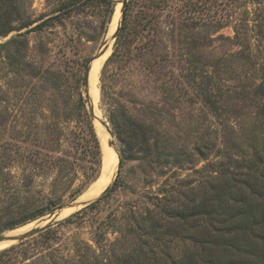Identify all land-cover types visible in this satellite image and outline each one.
Listing matches in <instances>:
<instances>
[{"label":"rangeland","instance_id":"obj_1","mask_svg":"<svg viewBox=\"0 0 264 264\" xmlns=\"http://www.w3.org/2000/svg\"><path fill=\"white\" fill-rule=\"evenodd\" d=\"M68 1L15 0L12 26L25 21L30 24L0 35V186L9 185L22 195L21 186L29 182L34 200L59 197L62 204L54 210L71 211L56 222L64 219L84 202L100 197L112 184L119 155L107 183L77 205L98 176L87 182L80 161L69 165L71 168L51 165L39 170L23 155L37 151L50 163L63 153L75 154L68 146L70 133L64 116L70 108L68 101L80 94L88 100L101 152V133L106 132L100 120L111 132L109 111L123 113L122 119L131 120L126 123L135 131L132 149L126 152L128 159L121 168L120 185L90 213L92 216L78 226L64 225L58 232L65 252L73 249L75 241L92 243L97 226L106 233L103 246L135 248L141 240L136 235L134 238V218L146 214L163 225L169 220L177 226L154 203L177 206L189 194L199 196L230 165L229 157L237 158L247 133L263 142L264 122L258 124L256 118L264 116V0H211L182 11L174 8L179 0H169L171 7L161 13L156 46L149 37L138 43L144 48L132 46L123 59L106 62L114 48L112 40L98 67L90 70L88 81L86 75L85 88L81 84L76 87L66 70L80 75L82 62L89 58L88 70L105 43L120 2L115 0L103 32L104 15L98 6L72 0L74 5L58 9ZM55 15L59 16L44 28H33ZM56 69L66 75L58 88L45 78L47 70ZM95 69L96 75L92 73ZM92 79L97 80L96 96L91 91ZM203 91L209 93L216 108L205 101ZM254 124H258L255 132ZM58 128L66 132L59 138L60 145L54 142ZM40 136H44L45 147L39 145ZM111 138L116 152L111 150L117 155L121 144L113 134ZM248 143L250 154L253 141ZM78 188L83 189L73 196ZM6 200L0 192V208ZM42 216L27 223L36 227ZM164 240L172 255L180 254L182 241L174 235Z\"/></svg>","mask_w":264,"mask_h":264},{"label":"trees","instance_id":"obj_2","mask_svg":"<svg viewBox=\"0 0 264 264\" xmlns=\"http://www.w3.org/2000/svg\"><path fill=\"white\" fill-rule=\"evenodd\" d=\"M207 1L211 0H179L180 3L174 8L177 11L194 10L198 6L205 5ZM169 2V0H129L113 51L106 62L113 58H116L117 62L123 59L131 51L132 46L144 48L143 43H138L146 38L150 37L149 40L154 46L161 32L159 27L161 13L171 7ZM74 4L71 0L61 4L58 9ZM82 4L87 6L95 4L103 12L104 32L113 15L115 0H84ZM16 8L15 0H0V35L30 24L29 21H25L18 26H12L11 18ZM58 16L48 17L33 28L42 29ZM88 63L89 58H85L80 75L66 70L67 77L74 80L76 87L81 84L85 88ZM63 73L60 69L47 70L45 78L53 80V86L58 88L63 76H66ZM203 94L205 101L216 108L209 93L203 91ZM87 101V98H83L81 94L76 100L70 99L68 101L70 108L64 116V121L67 122L66 128L70 133V137H67L68 146L75 154L63 153L68 154L67 157L57 156L50 163L44 161L43 156L37 151L23 155L31 166L45 170L51 165H60L62 169L71 168L69 165L79 164L80 161V164L85 166L84 175L87 182L98 176L102 152L91 111L87 108ZM261 112H264V104ZM263 117H257L256 122L258 124L264 122ZM122 118L123 113H118L114 109L109 111L111 134L121 144L118 150L119 168L112 184L108 185L96 200L64 219L39 228L19 242L8 247L4 246L6 248H0V264H264V140L260 144V138L250 137L251 133H247L244 138L245 145L238 147L237 158L229 157L230 165L225 167L220 172L222 174L214 178L212 186L203 189L199 196L189 194L185 196V201L177 206L154 203L160 208V213L168 219H174L178 227L168 220L167 223L165 222L166 227L163 228L161 227L165 226L163 223L145 214L131 221L132 224L136 222L134 238L139 236L138 240H141L139 246L135 248L118 250L112 244L106 247L105 243L104 247L102 242L105 241L106 233L100 231L97 226L92 233V243L78 240L75 241L72 250L67 249L66 252L63 250L60 245L62 235L58 230L68 224L80 225L92 216L90 213L97 209L101 202L107 200L120 185L121 168L128 159L126 152L132 149L134 140L132 136L135 131V127L130 122L126 123L128 119ZM258 124H254V132ZM63 132L62 128H58L54 141L57 145H60V136L64 137L66 134ZM42 138L44 136L39 137V145L45 147ZM249 140L253 141L249 145L252 147L250 154L246 145L249 144ZM21 187H24L20 191L22 195L9 185L0 186V192L7 196L5 201L7 203L0 208V233L49 213L62 204L59 197L34 200V196L30 195L29 182ZM82 189L78 188L73 196ZM167 235H174L180 242L182 241L184 247L179 255H172L165 246L164 239Z\"/></svg>","mask_w":264,"mask_h":264},{"label":"bare ground","instance_id":"obj_3","mask_svg":"<svg viewBox=\"0 0 264 264\" xmlns=\"http://www.w3.org/2000/svg\"><path fill=\"white\" fill-rule=\"evenodd\" d=\"M120 12H121V2L118 4V8L115 12V17H114V23L112 24V27L109 29L108 31V34H107V41L109 42V45L112 41V36H113V33H114V29L117 28L118 24H119V20H120ZM113 22V21H112ZM108 50V49H107ZM106 50V51H107ZM106 51L101 55L99 56L98 58H96L95 60H93L90 64V70L98 67L99 63L102 61L101 59L104 58L105 56V53ZM92 73H94L95 75L97 74V69L93 70ZM91 74V73H90ZM93 78V77H92ZM91 91L93 92L94 96H96V93H97V90L96 88L94 87V84H95V81H97L96 79H92L91 80ZM96 101V100H95ZM99 124L101 125V123L99 122ZM99 125V126H100ZM102 126V125H101ZM100 128V127H99ZM100 130V129H99ZM101 138H102V143H103V152L104 154H108L109 153V156H108V164H104V167H106L107 165L111 164V169L107 172V173H104L102 174L97 180L96 182L90 187L88 188L79 198L78 200L76 201L75 205H77L78 203L84 201L85 199L87 198H90L92 197L100 188H102L105 183H107V180L111 177V175L113 174V171L115 169V166H116V162H117V155L115 154V152H113L112 150L109 152L106 148H105V145H104V140H105V133H101ZM116 171V170H115ZM74 205V206H75ZM80 205V204H79ZM78 208V207H77ZM76 210V209H75ZM70 209L68 208H59L58 210H55L54 211V214L52 215V217L50 218V220L52 221L53 219H58V218H61L65 215H67L68 213H70ZM33 222H30V223H26V224H23L21 225L20 227L16 228V229H12V230H9L7 232H5L8 236L10 237H14L16 238L17 236L25 233L26 231L32 229L33 225H32ZM28 226V227H27ZM25 228V229H24ZM5 239V240H2L0 241V248L12 243L15 242V239ZM3 249V248H2ZM1 250V249H0Z\"/></svg>","mask_w":264,"mask_h":264},{"label":"water","instance_id":"obj_4","mask_svg":"<svg viewBox=\"0 0 264 264\" xmlns=\"http://www.w3.org/2000/svg\"><path fill=\"white\" fill-rule=\"evenodd\" d=\"M128 1H129V0H117V2H121V12H120V20H119V24H118L117 28L115 29V31H114V33H113L112 40H115V39H116V36H117L118 31H119V28H120V25H121V21H122V19H123L124 12H125V8H126V6H127ZM111 42H112V41H111ZM108 48H109V42L107 41V37H106L105 43L103 44L101 50L99 51V53H98L97 55H95V56L92 58L91 62H92L93 60H95L96 58H98L99 56H101V55H102V54H103ZM91 62H90V64H91ZM89 74H90V65H89V68H88V70H87V74H86V75H87V81H88V78H89ZM88 86H89V84H88ZM99 120H100V119H99ZM100 123H101V125H102L104 131L106 132V134H105V146H106V148L108 149V151L110 152L111 149H114V142H113V140H112V138H111V132H110V130L106 127L104 121L100 120ZM114 150H115V149H114ZM115 151H116V150H115ZM108 156H109V153H108V154H104V152H102V165H101V170H100V173H99L98 177H100V176H101L102 174H104V173H107V172L111 169V164H109V165H107L106 167H104V164H108V163H107L108 160H109V159H108ZM117 156H118V154H117ZM117 168H119V156H118ZM117 168H116V170H117ZM115 172H116V171H115ZM105 188H106V187H105ZM105 188H104V189H105ZM104 189H103V190H104ZM97 198H98V197H97ZM97 198H96V199H97ZM96 199H94V200H96ZM94 200L91 199V200H89V201H87V202H84L79 208H77V210H79L80 208L86 206L87 204L91 203V202L94 201ZM54 211H55V210H54ZM54 211L50 212L47 216H42L41 218H39V219L37 220V223L35 224L36 227H33L32 229H30V230L26 231L25 233H23V234L17 236L16 238H14L13 236L10 237V236H8L6 233H0V241L5 240V239H13V238H14V239H15V242H17V241H19V240L25 238V237H26L28 234H30L31 232H33V231H35V230H37V229H39V228H42V227H44V226H47V225H49V224H52V223L56 222V219H53L52 221L48 222L47 224L42 225V226H39V224H40L41 222L50 219V218L52 217V215L54 214ZM9 246H10V245H9Z\"/></svg>","mask_w":264,"mask_h":264}]
</instances>
